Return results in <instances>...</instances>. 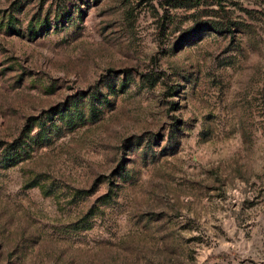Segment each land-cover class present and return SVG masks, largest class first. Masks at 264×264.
I'll return each instance as SVG.
<instances>
[{"label": "rangeland", "instance_id": "374dc122", "mask_svg": "<svg viewBox=\"0 0 264 264\" xmlns=\"http://www.w3.org/2000/svg\"><path fill=\"white\" fill-rule=\"evenodd\" d=\"M23 141L0 264H264V0H0Z\"/></svg>", "mask_w": 264, "mask_h": 264}, {"label": "trees", "instance_id": "16d2710c", "mask_svg": "<svg viewBox=\"0 0 264 264\" xmlns=\"http://www.w3.org/2000/svg\"><path fill=\"white\" fill-rule=\"evenodd\" d=\"M38 137H31L30 142H37ZM30 143L23 141L18 142L17 144H11L5 149L3 153L0 154V168H7L18 163L22 159L21 151L26 150L29 147ZM27 152V151H25Z\"/></svg>", "mask_w": 264, "mask_h": 264}]
</instances>
